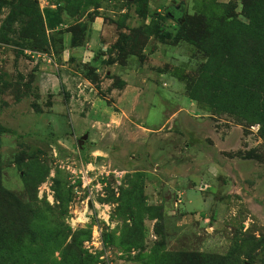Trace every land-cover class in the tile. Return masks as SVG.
Returning a JSON list of instances; mask_svg holds the SVG:
<instances>
[{
  "label": "rangeland",
  "instance_id": "rangeland-1",
  "mask_svg": "<svg viewBox=\"0 0 264 264\" xmlns=\"http://www.w3.org/2000/svg\"><path fill=\"white\" fill-rule=\"evenodd\" d=\"M0 264H264V0H0Z\"/></svg>",
  "mask_w": 264,
  "mask_h": 264
},
{
  "label": "water",
  "instance_id": "water-1",
  "mask_svg": "<svg viewBox=\"0 0 264 264\" xmlns=\"http://www.w3.org/2000/svg\"><path fill=\"white\" fill-rule=\"evenodd\" d=\"M83 136H85V135H83Z\"/></svg>",
  "mask_w": 264,
  "mask_h": 264
}]
</instances>
